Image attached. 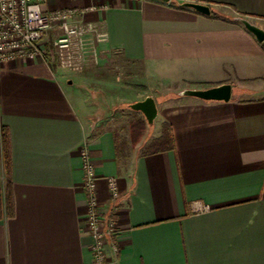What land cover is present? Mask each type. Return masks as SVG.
Wrapping results in <instances>:
<instances>
[{
  "label": "crops",
  "instance_id": "0c3cea01",
  "mask_svg": "<svg viewBox=\"0 0 264 264\" xmlns=\"http://www.w3.org/2000/svg\"><path fill=\"white\" fill-rule=\"evenodd\" d=\"M93 4L98 10L85 18L108 35L95 45L99 66L67 72L42 59L0 61L13 194L12 215L0 216V264H264V41L236 20L264 29V0L43 5ZM50 34L43 41L49 55ZM110 61L124 74L114 75ZM223 83L232 85L229 101L180 94ZM128 84L141 86L134 102L152 95L158 107L154 124L147 122L156 124L147 149L130 161L105 118L111 102L127 99ZM85 151L99 209L117 226L103 263L84 219ZM110 179L119 187L115 199Z\"/></svg>",
  "mask_w": 264,
  "mask_h": 264
},
{
  "label": "built area",
  "instance_id": "2783aa9c",
  "mask_svg": "<svg viewBox=\"0 0 264 264\" xmlns=\"http://www.w3.org/2000/svg\"><path fill=\"white\" fill-rule=\"evenodd\" d=\"M47 1L0 0V61L42 59L51 63L56 59L66 70L82 71L90 60L98 58L96 43L108 38L96 23L85 18L86 14L98 10V6H67L45 11L43 4ZM48 31L54 34L50 42L54 50L51 55L43 47ZM88 157L85 151L83 184L88 201L84 219L93 238L90 248L95 261L103 263L107 258V246H115L113 238L117 226L112 215L105 217L99 209L96 171ZM108 183L111 195L117 198L119 187L116 180L110 179Z\"/></svg>",
  "mask_w": 264,
  "mask_h": 264
},
{
  "label": "rangeland",
  "instance_id": "374dc122",
  "mask_svg": "<svg viewBox=\"0 0 264 264\" xmlns=\"http://www.w3.org/2000/svg\"><path fill=\"white\" fill-rule=\"evenodd\" d=\"M50 35L52 39L54 34L51 33ZM91 62H93L94 65L99 66L100 64L99 55L97 59L89 61V63ZM89 63L87 65H89ZM50 64L52 66V69H64L59 65L56 59H52ZM109 67L116 76H121L124 74V71L122 69L123 66H121L119 62L110 61ZM67 72H72V71L67 70ZM139 88H141L140 85L128 84L126 91L127 99H125V101L122 102L123 104L116 103L115 105L113 102H111L110 108L112 106V109H110L111 111L105 117L106 121L110 124V127L113 129V131L116 134L118 140L117 143H119L118 146L121 156L124 157V159H127L128 161L134 159L135 155L144 153V151L147 149L149 145V143L147 144L146 141L150 140V137L152 136V134H154V130L156 128V124L155 126L150 128L151 126L148 125L147 121L143 117L142 118L138 117V114H136L137 112H135L129 107V103L134 102L133 97L136 94V92H138ZM0 168H1L0 172H2L3 174L2 179L3 177L6 178L8 183V178H7L8 176L6 174L7 171H6V165L3 154L0 156ZM6 186L4 189V196H3L2 187H0L3 198L6 197V191H7Z\"/></svg>",
  "mask_w": 264,
  "mask_h": 264
},
{
  "label": "water",
  "instance_id": "95a60500",
  "mask_svg": "<svg viewBox=\"0 0 264 264\" xmlns=\"http://www.w3.org/2000/svg\"><path fill=\"white\" fill-rule=\"evenodd\" d=\"M169 1V0H164ZM182 6L193 8L195 11L203 14L209 15L211 9L208 5L203 3L193 2V1H184L181 3ZM236 20L244 25V27L256 37L259 42L264 41V29L251 22L248 18L238 16ZM232 85L230 83H223L220 85H215L205 88H186L181 91V95L193 96L203 100H218V101H229L232 97ZM156 100L152 95H148L145 99L129 103V107L132 110L139 111L143 114L146 121L153 125L157 115L158 107Z\"/></svg>",
  "mask_w": 264,
  "mask_h": 264
},
{
  "label": "trees",
  "instance_id": "16d2710c",
  "mask_svg": "<svg viewBox=\"0 0 264 264\" xmlns=\"http://www.w3.org/2000/svg\"><path fill=\"white\" fill-rule=\"evenodd\" d=\"M184 7V6H183ZM166 130V129H165ZM0 147L1 151L4 157L5 165H6V171H7V178H8V183H7V191H6V197L3 200L2 192L0 189V216L3 214V212L7 216H11L13 213V194H12V181H11V154H10V141H9V131L7 128L2 127L0 131ZM165 134V131H164ZM165 139V136H164ZM163 140V139H162ZM162 140L158 141V144L161 145ZM5 205V211L3 209Z\"/></svg>",
  "mask_w": 264,
  "mask_h": 264
}]
</instances>
